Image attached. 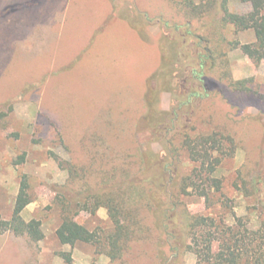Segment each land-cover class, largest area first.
I'll return each instance as SVG.
<instances>
[{
    "label": "rangeland",
    "instance_id": "obj_1",
    "mask_svg": "<svg viewBox=\"0 0 264 264\" xmlns=\"http://www.w3.org/2000/svg\"><path fill=\"white\" fill-rule=\"evenodd\" d=\"M228 8L241 14L251 9L240 0H229ZM222 17L220 0H0V218L12 217L27 176L32 202L22 216L40 220L45 234L39 242L0 234V264H161L159 252L169 254L143 187L130 183L142 168L140 153L163 149L139 121L146 113L147 81L161 63L165 25H190L226 54L227 64L218 61L207 79L211 94L199 105L193 134L222 132L237 144L215 173L223 189L211 205L197 195L182 201L190 213L228 225L239 218L248 227L261 224L264 61L256 65L241 48L232 49L229 42L252 43L255 33L235 34ZM231 79L250 81L235 91ZM159 106L171 109L170 92L160 94ZM180 159L186 172L196 166L185 153ZM114 184H124L127 211L136 213L141 227L121 259L112 261L96 244H62L57 190ZM74 220L89 230L111 229L105 207L81 211ZM197 262L187 253L178 264Z\"/></svg>",
    "mask_w": 264,
    "mask_h": 264
},
{
    "label": "trees",
    "instance_id": "obj_2",
    "mask_svg": "<svg viewBox=\"0 0 264 264\" xmlns=\"http://www.w3.org/2000/svg\"><path fill=\"white\" fill-rule=\"evenodd\" d=\"M240 1L249 4L250 11L232 12L229 0H220L221 22L231 25L235 34L248 30L255 33V42L242 44L236 40L229 45L232 49L241 48L248 59L259 65L264 61V0ZM190 7L197 9L192 1ZM164 28L161 63L147 81L146 113L139 121V129H148L152 142H159L163 149L142 151L139 155L142 168L138 175L130 177L131 184L143 187L140 193L146 196L145 202L151 208L160 245L169 249V254L159 252L161 264H178L187 253L197 256V264H264V220L257 228L248 227L243 218L228 225L220 218L190 213L182 201L183 196L197 195L209 205L222 192L223 183L215 173L226 157L234 156L237 144L231 135L222 132L193 134L199 105L211 94L207 79L218 61L227 64L226 54L211 48L209 40L190 25ZM225 74L223 78H229L230 74ZM249 81L231 79L230 85L239 91ZM162 92L171 93L169 111L159 106ZM183 153L196 164L191 171L183 169L180 159ZM124 189V184L86 192L59 188L58 197L63 205L62 223L56 231L59 241L71 246L79 242L96 244L112 261L121 259L141 231L136 213L127 211L128 191ZM31 202L30 184L27 176H23L12 217L0 218V234L26 235L36 242L44 239L41 221H26L22 216ZM101 207L108 210L110 230H89L74 220L81 211L96 213Z\"/></svg>",
    "mask_w": 264,
    "mask_h": 264
},
{
    "label": "crops",
    "instance_id": "obj_3",
    "mask_svg": "<svg viewBox=\"0 0 264 264\" xmlns=\"http://www.w3.org/2000/svg\"><path fill=\"white\" fill-rule=\"evenodd\" d=\"M57 9H55V11H56ZM251 42H255V39L254 40H252Z\"/></svg>",
    "mask_w": 264,
    "mask_h": 264
}]
</instances>
